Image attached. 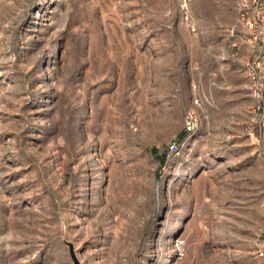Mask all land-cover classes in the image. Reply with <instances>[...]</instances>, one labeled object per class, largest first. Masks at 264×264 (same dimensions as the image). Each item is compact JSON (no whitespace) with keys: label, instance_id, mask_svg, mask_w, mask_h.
Instances as JSON below:
<instances>
[{"label":"rangeland","instance_id":"obj_1","mask_svg":"<svg viewBox=\"0 0 264 264\" xmlns=\"http://www.w3.org/2000/svg\"><path fill=\"white\" fill-rule=\"evenodd\" d=\"M0 264H264V0H0Z\"/></svg>","mask_w":264,"mask_h":264},{"label":"built area","instance_id":"obj_2","mask_svg":"<svg viewBox=\"0 0 264 264\" xmlns=\"http://www.w3.org/2000/svg\"><path fill=\"white\" fill-rule=\"evenodd\" d=\"M240 16H241V20L245 23V24H249L252 25V23H254L251 19H250V15L249 14H245L243 11L240 12ZM244 16V17H243ZM184 19L187 18L186 14L183 15ZM196 102V100H195ZM168 150L172 151L176 148V144L174 142H170L169 146H168Z\"/></svg>","mask_w":264,"mask_h":264},{"label":"trees","instance_id":"obj_3","mask_svg":"<svg viewBox=\"0 0 264 264\" xmlns=\"http://www.w3.org/2000/svg\"><path fill=\"white\" fill-rule=\"evenodd\" d=\"M160 161H161V162L163 161V156L160 158Z\"/></svg>","mask_w":264,"mask_h":264}]
</instances>
